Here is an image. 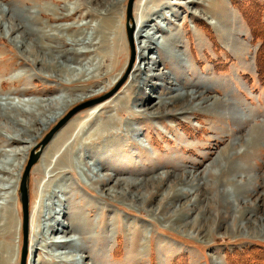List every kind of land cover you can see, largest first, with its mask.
<instances>
[{"label":"rangeland","instance_id":"obj_1","mask_svg":"<svg viewBox=\"0 0 264 264\" xmlns=\"http://www.w3.org/2000/svg\"><path fill=\"white\" fill-rule=\"evenodd\" d=\"M110 1L112 0H0V9L31 27V37L44 41L41 38L43 30L62 36L61 40L45 41V48H48L45 50L47 59L53 63L51 71L50 64L33 63L26 53L0 33V99L46 102V99L74 93V87L78 89L76 84L58 81L55 76L58 56L54 52L63 51L69 60L66 65L78 67L93 55L71 54L72 49H68L71 47V35L74 38L80 37L77 31L89 35L91 26L96 24H101L105 29L107 18L111 20L110 24L112 23L109 27L115 29L116 39L124 57L123 66L121 65L117 72L118 77L111 87L103 91L102 84L95 86L94 82L89 83L90 91L87 95L91 96L71 105L50 125L40 129L31 144L8 142L7 137L13 135L14 128L19 126L9 120H0V160L3 157L4 164L6 160H18L13 173L5 174L0 170V180H4L0 181V187L3 189L0 188V221L3 223L0 227V258L5 256L4 245L8 242L12 249L8 264L20 262L22 210L18 185L30 150L74 106L104 95L122 79L123 82L113 96H127L126 110L116 113L106 105L94 112L97 116L96 123H102L110 114L115 118V123H108L106 127L109 132L102 136L112 137L113 141L109 145H102L100 140H93L85 148L75 145L66 154L71 164L64 161L59 165L61 168L58 170L62 175L55 178L49 171L59 155L58 150L53 147L54 139L62 140L66 131L71 130L69 127L73 120H77V123L79 119L87 117L88 111L82 109L80 114L77 112L76 117V114L73 115L54 134L32 166L28 181L29 231L26 264L30 260L38 259L45 260L47 264H230L228 254L236 258L239 254L249 253L250 249L264 253V225L253 227L255 223L264 220V0H223L225 9L219 14H223L226 20L219 21L216 29L209 24L210 20H214L212 16L202 10L208 0H199L197 4L186 3L185 0L153 2L152 10L157 13L151 17L152 20L145 29V33L154 32L155 27L159 26V32L154 33L157 42L151 43L152 48L159 43V39L166 37L165 34L174 32L177 39L173 43H167L160 54L153 51L146 53L149 57L155 56L160 63L157 69L149 71L152 68L151 60L141 61V66L145 67L143 76L150 73L157 75L164 71L182 88H188L190 83L200 81L206 85L205 95L211 98L202 108L190 106L184 109L181 108L183 101H178L163 108V112L156 117L149 114L137 115L139 107L136 106L135 100H148L157 94L160 97L172 96V92L165 90V86H168L166 79H153L155 86H145L141 94H138L136 87H133L130 96L126 94V87L131 84L137 73L136 66L140 64L134 34L139 2L143 3L145 0L133 2L130 21L134 27L133 61L130 68L128 65L131 48L126 27L128 0H117L113 4ZM104 7L107 8L102 9ZM73 24L78 26V30L66 27ZM3 26L0 25L1 30ZM65 27L64 30L60 29ZM89 38L96 40L95 34ZM39 41L32 43L33 46L37 48ZM168 49L175 53V56L168 54ZM112 76L113 74L109 79ZM254 126H258L260 135L254 133V142L249 143L247 134ZM35 127L33 124L32 128ZM61 144L66 148L70 139L64 138ZM19 147L22 148L20 154L15 152ZM215 158L220 167L210 165ZM227 159L230 165L223 177L211 181V177L204 176V180L194 181L193 186L189 187L192 194L175 200L169 198L172 201L167 202L168 206L170 204V210L167 208L162 211L156 209L160 199L158 194L144 204H139L129 197L112 198L104 194L100 184L92 179H89V182L88 178L82 175L90 174L91 169L95 170L96 166L102 173H116L120 178L142 179L171 170L173 164L178 167H175L174 173L185 170L195 174L202 172L203 175H213L220 172ZM78 161L82 163L83 171L74 165ZM45 181L49 182V185L42 188ZM157 184L156 186L162 185L159 186L162 190L166 186ZM148 186L150 189L151 186ZM183 187L186 188L185 185ZM53 190L55 196L50 198L49 193ZM162 190H159V193ZM223 190L239 195L231 194L223 199ZM39 196L43 205L49 206L55 202L51 213L57 211L54 217L59 218L61 222L70 220V214L82 216L86 220L77 243L88 246V249L74 252L75 249L72 248L74 256L78 259L77 255L81 254L85 258L83 261L73 257L66 259L67 262H59L51 255L59 251L55 246H52L54 249L40 247L34 252L38 245L31 244L34 237H31L33 232L30 229L38 225L41 227L45 222L43 216L40 220L34 213L35 206L40 203ZM191 199L195 200V205L189 213L181 207L173 214V208H178L180 204ZM42 213L44 214V211ZM64 213L67 216H63ZM177 215L188 221L200 216V229L183 227L184 221H174ZM233 217L239 220L240 225L227 228L231 225ZM8 223L12 226L10 236L6 235ZM97 233L103 236L102 242L97 245L88 242V238ZM59 236L52 238L51 235L49 239H62ZM63 250L70 248L64 247ZM89 255L93 258H89Z\"/></svg>","mask_w":264,"mask_h":264},{"label":"bare ground","instance_id":"obj_2","mask_svg":"<svg viewBox=\"0 0 264 264\" xmlns=\"http://www.w3.org/2000/svg\"><path fill=\"white\" fill-rule=\"evenodd\" d=\"M90 1L92 2L93 0H90ZM115 1L117 0H112L110 2L111 4H113ZM141 1H144V0H141ZM154 1L155 0H149L151 4L148 3L147 0H145V2L143 3L139 2L140 4H139L138 12H137L138 17L136 21L134 35H135V39L137 41V46H138V58H139L138 63L140 64L136 66L135 72L137 73L134 75V78L132 79L131 84L127 85L126 87L127 88L126 94L130 96L133 87H136L138 94H141L145 86L147 87L149 86L151 88L155 86V83L152 82L153 79H156V80L166 79L167 80L166 83L168 84V86H165V88H167L165 90L169 91L170 93L172 92L173 95L169 97H160L157 94L155 96H152L148 100L146 99H141L140 101H138L139 99L135 100L136 102L135 101L134 102L137 103L136 106L139 107V110L137 111L138 112L137 115L149 114L152 117H156L160 115V113L163 112V108L172 106L176 102L181 101V100L183 101L181 108H184V109H187L190 106L192 107L195 106L199 108L205 107V105H207L206 104L207 101L211 98L205 95L207 88L205 87L206 85H203V82L199 81V82H193L192 84L190 83L189 85H187V87L189 88L188 89L184 87L182 88L181 85H178L175 82V80L170 75H167V73H165L164 71L159 72L157 75L150 73V74H146L145 76H143V71L145 70V67L141 66V61L143 62V61H146L147 59L151 60L152 68L149 71L157 69L160 63V61H158L155 56L149 57L148 55H146V53L153 51L154 53L160 54L162 52V49L165 48V46H167V43H173L177 39V34L174 32L170 33L169 35L165 34L166 37L163 38L162 40L159 39L158 41L159 43L155 47L152 48L151 43L153 44L155 43V41L157 42V37L154 36V33L159 32V26L156 25L157 27H155L154 32L148 31L147 33H145V29H147L148 24L151 22L152 20L151 17L155 13H157L154 10H152ZM185 1L186 3H191V4H197L199 2V0H185ZM205 5L206 6H202V10L209 13L210 16H212V19L214 20H210L209 24L210 25L212 24L211 26L214 29H216L219 21L223 19L224 21L226 20L223 17V14L221 15L219 14L221 13L220 12L221 10L225 9L224 2L223 0H208V2ZM106 8L107 7H104L102 9H106ZM110 22L111 20L107 18L106 19L107 26H105L106 27L105 29L101 27V24H96V25L91 26L89 35L88 33H84V32L80 33L79 31L77 32L80 37L74 38L71 35L72 38H71V41L69 42V45L71 47L68 48L69 50L72 49L71 54L76 55V56L83 54V53H88V54L93 55L92 58L86 60L82 64H79L78 67L74 68V67H70L69 65L68 66L66 65V62L69 60L66 57L67 55H64L63 51L54 52L58 56V62L56 65L57 74L55 76L58 79V81L63 80L67 84H76V86H78V89H76L77 87H74V90H73L74 93H70V94L67 93V96L62 95L58 98L56 97V98L46 99V102H43L44 101L43 99H42L43 100L42 102H36V100H28V101L17 100L15 102L13 99H7V100L0 99L2 101L0 102V120H3V121L9 120L12 123L19 126V128H14L13 135H9L7 137L8 142L17 141L20 143L31 144L32 140L37 136L38 131L40 129H42L43 127L45 128L48 125H50L51 122L56 120V118L60 117V115L71 105L75 104L76 102L82 99H85L88 96H91V95H87V93H89L90 91L88 88L89 83L94 82V84H96L95 86L97 85L100 86V84H102L104 87L103 91L111 87L113 82L118 77L117 72L121 68L123 54L120 51V47L116 39L114 27H109L112 25V23L110 24ZM1 24H3L4 26L2 30L0 29V33L4 35V37L6 36V39L10 40V42H13L15 45H17L18 48H20L23 53H26V55L30 57V60L33 61V63L37 64L38 62H47L48 64H50L51 71L53 70V63L47 59V56L45 53V50L48 49V48H45L46 47L45 41L52 40V39L61 40L62 36L60 34L45 32V30H43L44 32L41 34V38L44 39V41L41 39H39L40 40L39 41L36 37H31L33 36V31H29L31 29L30 26H28L25 22H19L17 17L13 16L12 14L10 15L9 12H5L2 9H0V25ZM66 27H74L75 30H78V26H75L74 24L66 26ZM66 27L60 28V29L64 30L66 29ZM14 33L16 34L15 36L13 35ZM92 34H95V39H96L95 41L94 39L89 38V36L92 37ZM36 41H39L40 43L38 44L37 48L33 46V44ZM168 51H169L168 54L175 56V53H172L171 50L168 49ZM98 74H100L99 75L100 77L98 76ZM112 74H113L112 78L109 79V77ZM98 79L100 80L102 79V80L98 81ZM76 91H79V92L76 93ZM106 99L98 103H95L91 106H88L89 108L86 107L88 109L86 108L85 110L83 109V111H86V110L88 111L87 117L79 119L77 123H76L77 120H73L71 122L72 125L69 127V129L71 130L66 131V133L64 134L65 135L64 138L70 139V144L66 148H64L63 147L64 145L61 144L64 138L62 140H59V138L54 139L53 147H54V150L55 149L58 150L59 155L57 156L56 160L54 161L49 171L53 173V176L55 178L56 176H60V174L62 173L60 170H58L61 168V166H59L61 162L63 163L65 161V162H68L69 165L71 164V161L67 159L66 154H68L69 150L74 148L75 145L76 146L78 145L79 146L78 148L80 147L85 148V147H88L93 140H100V143L102 145H107V144L109 145V143L113 141L112 137H109V138L102 137L104 136L103 134L105 132H109V130L106 128L108 123H115V118L113 114L107 115L102 121V123H96L95 121H96L97 116L94 114V112L97 111V109L98 110L102 109L106 105H109L111 110L115 111L116 113L118 111H124L127 108L125 107L127 96L123 95L119 97L116 95L115 96L112 95V97L110 96V98L108 97ZM111 103L112 105H110ZM4 104H8V105L11 104V106H6ZM78 114H80V112ZM78 114H76L74 117H76ZM33 124L36 125L35 128H32ZM10 127H7V128H10ZM259 132H260V129H258V126L252 127V129H250L249 133L247 134L248 135L247 141L249 143L254 142L252 140L253 139L252 136L254 133H258L260 135ZM113 134L115 133L113 132ZM28 146L29 145H27V147ZM21 151H22V148L18 149L15 152L20 154ZM2 158L0 160V163L2 164L0 165V170L3 171L5 174L11 173V172L13 173V171L16 170L18 160L16 159L17 160L16 162L15 160L8 161L5 159L6 164H4V161L2 160ZM216 160L217 158L213 159L210 162V165H218L220 167V164L217 163ZM78 162L75 163L74 165L77 166L78 168H81V170L83 171V167L81 165L82 163L80 162L78 163ZM84 165L89 167V165H86V164ZM229 165H230L229 160L228 159L225 160V165L222 166L220 172L213 173V175L211 174L203 175L202 172L195 174L194 172L192 173L191 171H185V170L180 171L178 173L177 172L174 173V171H176L175 167H177L174 164L172 165L171 170H166L165 172L157 173L153 176H150L147 178L145 177L142 179L120 178V177H117L116 173H113V174L102 173L100 171L101 169L99 170L96 166H95L96 168L95 170L91 169L90 174L84 173L82 175L88 178L87 179L88 181L89 179H92L94 180V182L100 184L102 188L100 189L104 192V194L112 198L113 197L114 198L129 197L131 200L136 201L139 204H144L145 202H148L150 199L152 200L153 197H155L158 194L160 196V199L158 200L156 204V209H158L159 211H162V210H166L167 208L168 210H170V204L168 206L167 202L170 203L172 201H170L169 198H172L175 200V199L180 198L181 196L192 194V192L189 191V187L193 186L194 181L204 180V176L208 178L211 177V181H215L217 178L219 179L220 177H223L224 174L228 171ZM48 183L49 182L45 181L43 185L42 184L40 185L43 186L42 188H45L49 185ZM157 183L165 184L166 186H164L162 190V187H160L159 189V186H162V185H158ZM156 184L158 186H156ZM148 185H150L151 187L153 185V187L152 188L150 187L149 189ZM183 185H185L186 188H184ZM1 190L3 189L1 188ZM159 190H162V192L159 193ZM54 192L55 190L49 193L50 198L55 196ZM221 193H222L223 199H225V197H228L229 195L231 196V194L239 195L238 193H233L228 190H223V192ZM39 201L40 203L38 202L37 207L35 206L34 208L35 209L34 213L36 214V217L39 219L41 216H43L45 222H43L41 227L38 225L30 229L33 232V234H31L32 235L31 237L32 238L34 237L32 239L31 244L32 245L36 244V246L38 245V248H36L34 252H37V249H40V247L42 248L48 247V248L54 249L52 248V246H55L56 249H59V251L53 252L51 253V255L54 256L55 259H57L59 262H63V263L67 262L66 259H72L73 257L74 259H77L76 256H74L75 254H73L72 248L75 249L74 252H80L84 250L87 251L88 249V246L86 247L83 244L77 243V240H78L77 238L81 236V233L83 232L82 230L85 227L84 223L86 222V220L82 218V216H79V215L71 216L70 214L69 215L70 220L66 222H61L59 218L54 217V214H57V211L54 210V212L51 213V209H53V204H55V202H52L51 205L47 206V205L41 204V198L39 199ZM193 205H195V200L191 199V200L185 201L184 203L180 204L178 208H173L172 212L173 214H176V212L182 207L181 208L182 210L184 209L186 210L187 213H189L194 208ZM245 206H247V204ZM3 209L4 208H2L1 210L3 211ZM5 210L7 211V208ZM42 211H44V214L42 213ZM173 214L172 216H174ZM65 215L67 216L66 213L63 214V216ZM181 217L183 216L177 215V217L174 218V221L175 219L179 221H184L185 223H183L182 225L183 227H190V229H193V230L200 229L199 227L200 224L198 223L199 219L201 218L200 216L193 217L189 221L184 220ZM238 221L239 220L233 217V221L231 222V225L229 224L227 228L235 226V225L237 226L240 225L238 224ZM9 223H8V229L6 230L7 236L11 235L12 226H10ZM2 225L3 223L0 221V227ZM257 225L258 227H262V225H264V220L259 221L258 224L255 223L253 227H257ZM38 235H39V238H38ZM51 235H52V238L54 237L56 238L60 235L59 237L62 239H52V238L49 239ZM63 237H66V238H63ZM42 238H46V240H43ZM102 238L103 236L97 233L96 235H93V237L88 238V242L90 243L93 242V245H97L98 243L102 242L101 241ZM74 243H77V244H74ZM4 246L5 248L3 250L4 251L3 254H5V256H2V258H0V263L8 264V257L12 249H10V245L8 242H5ZM64 247H69L70 250H63ZM67 256H69V258H67ZM77 257H78L77 260L80 262L83 261V259H85L82 257L81 254L77 255ZM89 258H93V257L89 255ZM47 263L43 259H38L36 261L30 260L28 264H47Z\"/></svg>","mask_w":264,"mask_h":264},{"label":"water","instance_id":"obj_3","mask_svg":"<svg viewBox=\"0 0 264 264\" xmlns=\"http://www.w3.org/2000/svg\"><path fill=\"white\" fill-rule=\"evenodd\" d=\"M134 0H128L126 4V27H127V39L131 48V56L128 68H130L132 61H133V46H132V33H133V25L130 24L132 18V7H133ZM122 79L111 91L105 93L104 95L88 99L82 101L78 105L74 106L68 113L55 124L45 135L44 137L30 150L28 159L24 166L23 172L20 177L19 182V200L21 203V210H22V247L20 253V262L19 264H26V256H27V235H28V228H29V189H28V181L29 175L32 166L37 162L39 159L42 150L46 145L50 142L56 131L62 127L75 113L78 111L91 106L95 103L103 101L104 99L113 95V93L117 90L118 86L123 82Z\"/></svg>","mask_w":264,"mask_h":264},{"label":"trees","instance_id":"obj_4","mask_svg":"<svg viewBox=\"0 0 264 264\" xmlns=\"http://www.w3.org/2000/svg\"><path fill=\"white\" fill-rule=\"evenodd\" d=\"M249 253L239 254L238 257H234V255L228 254V260L230 264H264V253L254 251L250 249Z\"/></svg>","mask_w":264,"mask_h":264}]
</instances>
